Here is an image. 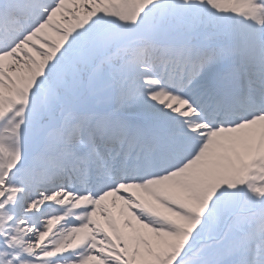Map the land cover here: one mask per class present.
<instances>
[{
    "label": "snow or ice",
    "instance_id": "1",
    "mask_svg": "<svg viewBox=\"0 0 264 264\" xmlns=\"http://www.w3.org/2000/svg\"><path fill=\"white\" fill-rule=\"evenodd\" d=\"M0 264H264V0H0Z\"/></svg>",
    "mask_w": 264,
    "mask_h": 264
}]
</instances>
